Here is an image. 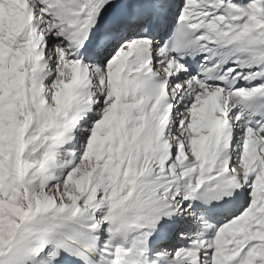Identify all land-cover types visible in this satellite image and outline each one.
<instances>
[{
  "label": "snow or ice",
  "instance_id": "snow-or-ice-1",
  "mask_svg": "<svg viewBox=\"0 0 264 264\" xmlns=\"http://www.w3.org/2000/svg\"><path fill=\"white\" fill-rule=\"evenodd\" d=\"M0 264H264V0H0Z\"/></svg>",
  "mask_w": 264,
  "mask_h": 264
}]
</instances>
